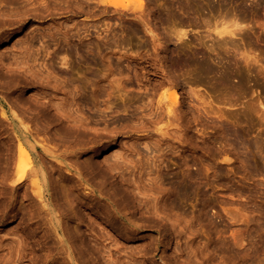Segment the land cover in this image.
<instances>
[{
  "label": "rangeland",
  "instance_id": "rangeland-1",
  "mask_svg": "<svg viewBox=\"0 0 264 264\" xmlns=\"http://www.w3.org/2000/svg\"><path fill=\"white\" fill-rule=\"evenodd\" d=\"M39 1L0 0V264H264V0ZM235 21V34L215 31ZM25 55L27 68L10 64ZM174 90L179 121L163 135L156 99ZM66 97L76 125L57 121ZM18 140L35 169L15 184ZM32 168L68 245L39 211Z\"/></svg>",
  "mask_w": 264,
  "mask_h": 264
},
{
  "label": "bare ground",
  "instance_id": "bare-ground-1",
  "mask_svg": "<svg viewBox=\"0 0 264 264\" xmlns=\"http://www.w3.org/2000/svg\"><path fill=\"white\" fill-rule=\"evenodd\" d=\"M40 1H41V0H40ZM40 1H39V2H40ZM42 1L44 2V0H42ZM45 1H46V0H45ZM102 1H103V2H106L107 4H108V3L110 4V2H111V0H102ZM143 1H144V0H136V3H137V4L134 2V3H135L134 5L137 6L138 8H141L142 6H144V5H143V4H144ZM43 2H40V3H42V5H46L47 2H45L44 4H43ZM13 3H14V2H13ZM13 3H12V4L10 3L11 5L9 4V6H11L12 8H13L12 5H14ZM33 3H34V2H32V4H33ZM40 3H39V4L37 3L38 6L40 5ZM111 3H114V4L116 5V2H111ZM15 4H17V3H15ZM32 4H31V5L28 4V5H30V7H27V6H26V7L29 8V9H31ZM37 4H33V6L35 7ZM48 4H50V3H48ZM21 5H22V4H21ZM42 5H40L39 7L41 8ZM16 6H17V5H16ZM33 6H32V7H33ZM38 6H36V7H38ZM55 6H56V5H55ZM17 7H19V6H17ZM24 7H25V5L22 6V9H23ZM26 7H25V9H26ZM52 7H53V6H52ZM52 7L50 8V9L52 10L51 15H52L53 12H54L53 9H52ZM125 7H126V6H124L123 8H125ZM12 8H11V10H9V12L7 11L8 14H9L8 16H10L9 18H11V15H14V14L12 13V10H13L14 8L16 9V7H14L13 9H12ZM42 8H43V6H42ZM48 8H49V7H47V5H46V6H45V9L48 10ZM53 8H54V7H53ZM123 8H122V9H123ZM1 9H2V8L0 7V11H1ZM25 9H24V10H25ZM34 9H35V8H34ZM36 9H37V8H36ZM43 9H44V8H43ZM43 9L40 11V9L38 8V10H39L41 13L43 12ZM45 9H44V10H45ZM122 9H121V10H122ZM2 10H3V9H2ZM17 10L19 11V9H17ZM24 10H23V11H24ZM26 10H28V9H26ZM32 10H33V8H32L31 10H28V11L30 12V11H32ZM38 10H33V11H34L33 13L36 14L35 12L38 11ZM47 10H46V12L49 13V11H47ZM54 10H56V9L54 8ZM57 10H58V8H57ZM5 11H6V9H5ZM5 11H4V12H5ZM39 11H38V12H39ZM1 12H2V11H1ZM10 12H11V14H10ZM24 12H25V11H24ZM40 12H39V13H40ZM46 12H44V13H46ZM57 12H58V11H57ZM122 12H123V11H122ZM124 12L126 13V11H124ZM133 12H134V11H133ZM15 13H18V12H15ZM19 13H21V7H20V12H19ZM22 13H23V12H22ZM41 13H40V15H41ZM48 13H47V15H48ZM125 13H124V14H125ZM135 13H137V12L135 11L134 14H135ZM1 14H3V13H1ZM6 14H7V13H6ZM28 14H29V13H28ZM120 14H121V13H120ZM122 14H123V13H122ZM137 14H138V13H137ZM3 15H4V14H3ZM17 15H18V14H17ZM20 15H21V14H19V17H20ZM22 15H23V14H22ZM36 15H38V14H36ZM40 15H39V16H40ZM42 15H43V13H42ZM44 15H46V14H44ZM0 16H2V15H0ZM5 16H6V15H5ZM5 16H4V17H5ZM8 16H7V17H8ZM14 16H16V14H15ZM14 16H12V18H13ZM25 16H27V11H26ZM30 16H31V14H30ZM39 16H38V18H39ZM2 17H3V16H2ZM2 17H0V18H2ZM7 17H6V18H7ZM16 17H17L16 19H19L18 16H16ZM32 17H33V15H32ZM40 17H41V16H40ZM23 18H26V17H22V19H23ZM34 18H35V17H34ZM50 18H52V17H50ZM2 19H3V18H2ZM4 19H5V18H4ZM39 19H40V18H39ZM41 19H42V17H41ZM52 19H53V18H52ZM9 20H10V19H9ZM11 20H15V19L13 18V19H11ZM37 20H38V19H37ZM1 21H2V20H0V23H1ZM16 21H18V20H16ZM16 21H15V22H16ZM8 22H9V21H7V19H6V24L11 23V21H10L9 23H8ZM12 23H13V22H12ZM3 24H5V22H4ZM6 24H5V25H6ZM13 24H14V23H13ZM1 25H2V24H1ZM1 25H0V29H1ZM5 25H4V26H5ZM9 25H10V24H9ZM11 25H12V24H11ZM2 26H3V25H2ZM13 26H14V25H13ZM14 28H15V27H14ZM2 29H3V28H2ZM4 29H5V28H4ZM239 29H240V26H239L238 23L235 21V22H233L231 25H222V27H221V28H218V29H217V25H216L215 31L218 32V33L226 32V33H230V34H235V32H236L237 30H239ZM7 30H8V28H6V31H7ZM12 30H13V28H12ZM8 31H10V30H8ZM2 33H3V32H2ZM8 33H9V32H8ZM50 33H51V31H50ZM50 33H49V34H50ZM55 33H56V32H55ZM5 34H7V33H5ZM5 34H4V35H5ZM10 34H11V33H10ZM43 34H44V33H43ZM43 34H42V35H43ZM4 35H2L1 37H3ZM7 35H8V34H7ZM42 35H41V36H42ZM53 35H54V34H53ZM32 36H33V35H32ZM51 36H52V35H51ZM30 37H31V36H30ZM52 37H54V36H52ZM5 38H6V36H5ZM5 38H4V39H5ZM51 39H52V38H51ZM25 40H26V39H25ZM31 40H32V38H31ZM27 42L29 43L30 41H27ZM27 42H25V43L28 44ZM30 43H31V42H30ZM30 43H29V44H30ZM29 44H28V45H29ZM31 44H33V43H31ZM31 44H30V45H31ZM30 45H29V46H30ZM33 45H34V44H33ZM14 46H15V45H14ZM23 46H24V45H23ZM23 46H22L21 48L24 49ZM26 46H27V45H25V48L28 47V46H27V47H26ZM30 47H31V46H30ZM47 49H48V48H47ZM24 50H26V49H24ZM24 50H23V52H25ZM27 51H28V49H27ZM0 52H1V51H0ZM33 52H34V51H33ZM33 52H32V55H33ZM23 54H24V53H23ZM21 56H22V55H21ZM35 56H36V55H35ZM3 57H4V56H3ZM13 57H14V58H13ZM13 57H12V58L14 59V61H11L10 64H11L12 62H13V63L15 62L16 65H18V64L21 65V64L19 63V62L21 61L22 65L26 66V64H27L26 68L29 66L28 63H26V62H27L26 60L28 59V56H27V59H26V55L24 56V57H25V60H24V59L18 60L17 57H16V59H15V56H13ZM64 57H65V56H64ZM20 58H21V57H20ZM20 58H19V59H20ZM22 58H23V56H22ZM30 58H31V57H30ZM30 58H29V59H30ZM34 58H35V57H34ZM32 59H33V58H32ZM8 60H9V59H8ZM30 63H31V62H30ZM10 64H9V66H10ZM15 64H14V65H15ZM4 65L6 66L7 64H4ZM7 66H8V65H7ZM11 66L13 67V64H12ZM11 66H10V67H11ZM10 67H8V68H9V69H13V68H14V67H13V68H10ZM17 67H18V68H19V67L21 68V66H16V70L18 69ZM34 67H35V66H34ZM34 67H33V68H34ZM0 68H1V66H0ZM6 68H7V67H6ZM30 68H31V67H30ZM16 70H13V71L16 72ZM22 70H23V66H22ZM36 70H37V69H36ZM38 70H39V69H38ZM5 71H6V70H5ZM7 71H8V69H7ZM9 71H10V70H9ZM13 71H10V72H13ZM23 71H24V70H23ZM3 72H4V71H3ZM19 72H21V71H19ZM24 72H25V71H24ZM26 72H27V71H26ZM32 72H33V71H32ZM5 73H6V72H5ZM5 73H4V74H5ZM8 73H9V72H8ZM28 73H29V72H28ZM0 74H1V72H0ZM6 74H7V73H6ZM29 74H30V73H29ZM36 74H37V73H36ZM1 75H2V74H1ZM9 75H10V73H9ZM11 75L13 76V75H14V72H13V74H11ZM21 75H22V74H21ZM21 75H20V76H21ZM30 75H31V74H30ZM37 75H38V74H37ZM2 76H3V75H2ZM12 76H11V77H12ZM16 76L19 77V75H18V71H17V75H16ZM24 76H25V75H24ZM32 76H33V75H32ZM4 77H5V76H4ZM6 77H8V76H6ZM34 77H35V76H34ZM37 77H38V76H37ZM37 77H36V78H37ZM41 77H42V76H41ZM31 79H32V78H31ZM11 80H12V79H11ZM20 80H21V78H20ZM26 80H27V79H26ZM34 80H36V79L34 78ZM27 82H28V81H27ZM171 82H172V81H171ZM19 83H20V82H19ZM19 83H18V84H19ZM172 83H173V82H172ZM172 83H171V84H172ZM58 86H60V85H58ZM58 86L56 85V87H58ZM163 86H164V85H163ZM56 87H54V88H56ZM58 88H60V90L63 92V90L61 89V87H58ZM56 89H57V88H56ZM66 89H67V88H66ZM54 91H55V90H54ZM64 91H65V90H64ZM66 91H67V90H66ZM66 91H65V92H66ZM68 91H70V90H68ZM73 91H75V89H74ZM76 91H77V90H76ZM76 91H75V92H76ZM59 92H60V91H59ZM71 92H72V91H71ZM75 92H74V93H75ZM162 92H163V91H162ZM162 92L159 94L158 98L156 99V109H159L158 111H159V112L161 111L160 113L163 114V116H164V115L166 116V127H163V126H162V129H159L158 132H159V131H163V129L169 127V125H170L171 123H173L175 120H176V121H179V117L176 116V115H178V114H175V112H177L176 109H177V107H178V106L176 107V105L178 104V101H179V99H180V98L178 99V96H179V95L177 94V91L174 90V91H172V92H170V93H167V94L162 93ZM68 93H70V92H68ZM72 93H73V92H72ZM168 94H169V95H168ZM67 95H68V94H67ZM75 95H76V94H75ZM44 96H45V95H44ZM72 96H73V95H72ZM42 97H43V96H42ZM73 97H74V96H73ZM63 98H65V97H63ZM68 98H70V96H68ZM68 98L66 97V99L64 100V102H62L63 105L60 103V104L62 105V107H61V105L58 103V104L60 105V107H61V108L59 107V108H60V112H59V113L56 111V112L58 113V114H56V115L58 116V117H57V121H58L59 124H60V123H63V124H64V121H66V122H67V121L70 122V120H71V123H72V122H73L72 120H73L74 116L76 115V114H73V113H75L74 110H76V109L73 108L74 106L72 107L74 110L70 107V106L73 105V104L66 105L67 103H65V101L68 102V100H67ZM71 99H73V98H71ZM77 99H78V98H77ZM77 99L75 98V101H76V102H77ZM51 101H52V102H51ZM51 101H50V102L53 104V100H51ZM60 101H61V100H60ZM69 101H70V99H69ZM48 102H49V101H48ZM72 102L74 103V100H72ZM72 102H71V103H72ZM78 102H79V100H78ZM51 103H50V104H51ZM68 103H69V102H68ZM52 104H51V105H52ZM54 104H55V103H54ZM56 104H57V102H56ZM58 104H57V105H58ZM74 104H75V103H74ZM77 104H78V103H76L75 105H77ZM3 105H4V104H3ZM51 105H50V106H51ZM4 106H5V105H4ZM77 106H78V105H77ZM77 106H76V107H77ZM43 107H45V106H43ZM47 107H49V106L47 105ZM47 107H46V108H47ZM51 107L53 108L54 105H52ZM55 108H56V110L59 109L58 107H55ZM62 108H63V109H62ZM2 109H3V111L1 112V114L3 113L4 116L8 117V115H7V110H8V109L6 108V109H7V110H6L4 107H2ZM77 109H78V108H77ZM45 110H46V109H45ZM61 110H62L63 112H62ZM72 110H73V111H72ZM79 110H80V109H79ZM175 110H176V111H175ZM43 111H44V110H43ZM48 111H49V110H48ZM178 111H180V110H178ZM45 112H47V111H45ZM159 112H157V113H159ZM180 112H181V111H180ZM23 113H24V112H23ZM43 113H44V112H43ZM76 113H77V115H78V112H76ZM79 113H80V112H79ZM177 113H179V112H177ZM49 114H50V113H49ZM171 114H172V117H173V115H175V117H177L178 119H176V118L174 119V118H173L172 121H171V119H170ZM180 114H181V113H180ZM12 115H13V114H12ZM17 115H18V114H17ZM47 115H48V113H47ZM47 115H46V116H47ZM50 115H51V114H50ZM73 115H74V116H73ZM77 115H76V117L74 118V124H75V125H76V123H78V122H75V121H76L75 119H76V118L78 119V116H80V114H79L78 116H77ZM158 115H160V114H158ZM44 116H45V115H44ZM163 116L160 115V117L164 118ZM181 116H182V115H181ZM181 116H180V117H181ZM23 117H24V116H23ZM48 117H49V115H48ZM51 117H52V116H51ZM81 117H82V116H81ZM160 117L157 116V117L155 118V120H156V119H160L159 121H161L162 119H161ZM10 118H11V117H10ZM17 118H19V117H17ZM46 118H47V117H46ZM79 118H80V117H79ZM181 118H182V117H181ZM6 119H7V118H6ZM8 119H9V118H8ZM19 119H20V118H19ZM24 119H25V118H24ZM24 119L22 118L21 120L23 121ZM28 119H29V118H28ZM52 119H53V118H52ZM82 119H83L82 121H84V118H83V117H82ZM4 120H5V118H4ZM12 120H13V119H12ZM53 120H56L55 117H54ZM59 120H60V121H59ZM78 120H79V119H78ZM78 120H77V121H78ZM173 120H174V121H173ZM80 121H81V119H80ZM157 121H158V120H157ZM157 121H153V122H154V123H155V122L157 123ZM159 121H158V122H159ZM8 122H9V121H8ZM10 122H11V121H10ZM15 122H17V121H15ZM15 122H14V125H15ZM18 122H19V120H18ZM23 122H24V121H23ZM85 122H86V121H85ZM103 122H105V121L103 120ZM106 122H107V121H106ZM149 122H150V121H149ZM11 123H12V122H11ZM55 123H56V122H55ZM83 123H84V122H83ZM87 123H88V122H87ZM154 123H153V124H154ZM17 124H19V123H16V126H17ZM59 124H58L57 127H60ZM63 124H62V125H63ZM66 124H67V123H65L64 125H65V126H68V125H66ZM84 124H85V123H84ZM147 124H148V123H147ZM151 124H152V123H151ZM173 124H175V123H173ZM12 125H13V124H12ZM14 125H13V126H14ZM62 125H61V127H62ZM69 125H70V124H69ZM85 125H86V124H85ZM88 125H89V124H88ZM94 125H97V124H94ZM105 125H107V124L105 123ZM143 125H145V124H143ZM143 125H142V126H143ZM149 125H150V123H149ZM149 125H147V126L149 127ZM142 126H141V127H142ZM147 126H146V125L143 126V127H144V130H145V127H147ZM164 126H165V125H164ZM63 127H64V126H63ZM63 127H62V128H63ZM78 127H79V126H78ZM78 127L76 126L75 129L78 130ZM97 127H99V124L97 125ZM100 127L103 128V125H101ZM100 127H99V128H100ZM105 127H106V126H105ZM107 127H108V125H107ZM138 127H139V126H138ZM141 127H140V128H141ZM148 127H147V129H148ZM154 127H155V125H154ZM159 127H160V126H159ZM62 128H60V129H62ZM149 128H150V127H149ZM72 129H73V128H72ZM72 129H71V130H72ZM79 129H81V122H80V128H79ZM100 129H101V128H100ZM104 129H107V128H104ZM127 129H128V128H127ZM131 129H132V128H131ZM131 129H130V130H131ZM150 129H151V128H150ZM37 130H38V129H37ZM64 130H65V129H64ZM134 130H135V129H134ZM137 130H138V128H137ZM141 130H143V129L141 128ZM34 131H35V130H34ZM38 131H39V130H38ZM78 131H79V130H78ZM78 131H77V132H78ZM80 131H81V130H80ZM118 131L120 132V130H118ZM131 131H132V130H131ZM131 131H130V132H131ZM167 131H168V130H167ZM167 131L165 130V131H163V133H164V132H167ZM29 132H30V131H29ZM66 132H67V131H66ZM68 132H69V131H68ZM84 132H85V131H82V133H84ZM115 132H117V129H115ZM135 132H136V130H135ZM80 133H81V132H78V134H80ZM82 133H81V134H82ZM127 133H128V132H127ZM37 134H38V133L36 132V136H37ZM97 134H98V133H96V135H94V136H98ZM115 134H116V133H115ZM161 134H162V133H161ZM166 134H167V133H166ZM39 135H40V134H39ZM39 135H38V136H39ZM163 135H165V133H164ZM94 136H93V137H94ZM129 136H130V135H129ZM100 137H101V136H100ZM42 138H44V137H42ZM96 138H97V137H95V140H96ZM114 138H115V137H114ZM18 139H19V138H18ZM98 139H99V138H97V140H98ZM42 140H46V139H42ZM42 140H41V141H42ZM95 140H94V142H95ZM42 142H43V141H42ZM44 143H45V141H44ZM98 143H99V140H98ZM48 144H49V141H48ZM95 144H97V143H95ZM101 144H102V143H101ZM131 144H132V143H131ZM27 145H28V144H27ZM33 145H34V144H33ZM35 145H36V144H35ZM39 145H40V144H39ZM46 145H47V141H46V143H45V146H46ZM45 146H44V144H42L41 147H45ZM96 146H97V145H96ZM129 146H130V145H128L127 147H129ZM132 146H135V145H132ZM30 147L32 148L31 145H30ZM46 147H47V146H46ZM46 147H45V149H44L45 152H46L48 155H50V156L52 155V156L56 157V158L58 159L57 162H58V163H59V162H60V163H63V164L67 167V169H68L69 171H68L66 168H65V169H66L68 172H70V169H71L72 165L74 164V163H73L74 161H73V162L71 161V162H72V165H71V164H69V162L67 163V160H66V162H65V161H63L64 159H63V160L61 159V157H60V153H61V155L64 154V153L60 152V153L58 154V153H55V151H53V149H55V147H54L53 149H52L51 146H48L49 148H48V147L46 148ZM50 147H51L52 150H50ZM89 147H90V146H89ZM93 147H94V146H92V148H93ZM130 147H131V146H130ZM31 148H30V149H31ZM131 148H132V147H131ZM129 149H130V148H129ZM132 149L135 150L134 148H132ZM132 149H130V150H132ZM157 149H158V148H157ZM34 150H35V149H34ZM44 150H43V151H44ZM56 150H57V148H56ZM130 150H129V151H130ZM160 150H162V149H160ZM9 151H10V149H9ZM31 151H32V150H31ZM31 151L28 150V148L26 147V145H25L22 141L18 140V143H17V152H18L17 154H18V158L16 157L17 160H16L15 158L12 159V160H15L16 163H17L16 166H15V167H16V170H15L16 173L14 174V175L16 176V178H15V180L12 181L13 183H14V181H15V184H16V181H17V180H18V181H23L24 179L29 178V177H28V174H30V173L27 174V172L30 170L29 168H31V167H33V166L35 165V163H34V160H35V159H34V160L32 159V157H33L32 155H33V154H31ZM35 151H36V150H35ZM57 151H58V150H57ZM57 151H56V152H57ZM137 151H138V150H137ZM152 151H153V150H152ZM156 151H157V150H156ZM158 151H159V149H158ZM32 152H33V151H32ZM131 152H132V151H131ZM13 153H14V152H13ZM128 153H129V152H128ZM133 154H134V153H133ZM64 155H66V153H65ZM157 155L159 156V154H156V156H157ZM10 156L13 157V154H12V155L10 154ZM39 156H40V155H39ZM125 156H126V155H125ZM128 156H129V155H127L126 157H128ZM156 156L154 155V157H155L156 159H157V158H158V159L160 158V157H156ZM160 156H161V155H160ZM14 157H15V156H14ZM59 157H60V158H59ZM63 157H64V156H63ZM154 157H153V158H154ZM66 158H67V157H66ZM66 158H65V159H66ZM88 158H89V157H88ZM128 158H130V157H128ZM151 158H152V156H151ZM155 158H154L153 160H155ZM5 159H6V158H5ZM5 159H4V160H5ZM8 159H9V158H8ZM12 160H10V161L12 162ZM132 160H133V159H132ZM132 160H131V161H132ZM39 161H40V160H39ZM39 161L37 160V162H39ZM7 162H8V160H7ZM88 162H89V160L87 161V163H88ZM79 163H80V162H79ZM79 163L76 162V163H75V166L73 165V167H75L76 170H78L77 168H78L79 166H81V163H80V164H79ZM111 163H112V162H111ZM63 164H62V165H63ZM76 164H77L78 167L76 166ZM78 164H79V165H78ZM89 164H90V163H88V165H89ZM114 164H115V165H114ZM114 164H110V163H109V166H108V167L105 166V168H106V167L108 168L106 171H107V172H111V174H113L111 170H113V169L115 170V168H116L117 166H118L119 168H120V167L122 168V166H123L122 163L119 164V165H117L118 163H117V164L114 163ZM156 164H157V163H156ZM158 164H159V163H158ZM41 165H42V164H41ZM60 165H61V164H60ZM107 165H108V164H107ZM116 165H117V166H116ZM120 165H122V166H120ZM26 166L29 167V168H28V171L26 170ZM39 167H40V166H39ZM90 167H91V164H90ZM101 167H102V166H101ZM156 167H157V166H156ZM33 168H34V167H33ZM33 168H32V169H33ZM80 168H81V167H80ZM99 168H100V167H99ZM34 169H35V168H34ZM34 169H33V170H34ZM36 169H37V168H36ZM41 169H42V168H41ZM122 169H124V167H123ZM43 170H44V169H43ZM73 170H74V169H73ZM114 170H113V171H114ZM79 171H80V170H79ZM100 171L103 172L104 169L102 170V168H101ZM106 171H105V172H106ZM38 172H39V171H38ZM38 172H37V170H34V172H33V174H32V175H34V176L31 175V176H32V182H31L30 179H29V180H30V182H31V186L33 185V186H32V190H33L34 185H36V187L38 188V192H37L36 195H37V197L40 198V201H39V202L42 203V208H41V204L38 203V204H40V205H39V206H40V208H39L40 210H39V211H41L42 213H44V211H45V213L43 214V216H44L45 218H46V215H49V217H47V218H48V219H47V220H48L47 222L52 223L53 226H51L50 223H48V224H50V226L53 227L52 230H53V231H54V230L56 231V232L54 231V233H56L57 236L60 235V237H61L60 240H61V241H60V240H58V241H60V243L63 242V244H65V243L67 244V242L64 243L65 238H63V233H64V229H65L66 224H65V226H64V223L62 222V219H60V218L58 217L59 213H58V215H57L56 210H55V208L59 207L60 204H59V205L56 204L57 207L54 206L55 208L53 207V205H55L54 203H56L57 201H55V202H54V200L52 201V198H51L52 196H51V194L46 195V193H45L46 190H45V189H48V187L45 188V186H44V185H46V181H45V180L42 181V184L37 183L38 181H36V179H37V176H36V175H38V174H37ZM42 172H43V171H42ZM75 172H76V171H75ZM77 172H78V171H77ZM107 172H106V174H107ZM31 173H32V172H31ZM71 173H72V172H71ZM148 173H149V172H148ZM35 176H36V177H35ZM41 176H42V175H41ZM43 176H44V175H43ZM64 176H65V175H64ZM80 176H81V175H80ZM121 176H122V175H121ZM45 178H46V177H45ZM121 178L124 179V177H121ZM33 179H34V180H33ZM80 179H81V178H80ZM37 180H38V179H37ZM121 180H122V179H121ZM18 181H17V182H18ZM82 181H83V180H82ZM123 181H124V180H123ZM33 183H34V184H33ZM47 183H48V182H47ZM82 183H83V182H82ZM84 183H86V182H84ZM19 184H20V183H19ZM88 185H89V184H88ZM88 185H86V186H88ZM128 185H129V184H128ZM84 186H85V185H84ZM86 186H85V187H86ZM91 186H92V185H91ZM138 186H139V185H138ZM138 186H137V187H138ZM144 186H146V185H144ZM144 186H143L142 190L144 189ZM88 187H89V186H88ZM35 189H36V188H35ZM35 189H34V190H35ZM88 189H89V188H88ZM130 189H131V188H130ZM132 189H133V188H132ZM49 190H50V189H49ZM84 190H85V189H84ZM90 190H91V191H90ZM90 190H88V191L91 192V193H92V192L95 193V188H90ZM142 190H141V191H142ZM145 190H146V189H145ZM36 191H37V190H36ZM131 191H132V190H131ZM184 191H185V190H184ZM32 192H33V191H32ZM54 192H55V191H54ZM142 192H144V191H142ZM33 193H35V192H33ZM50 193H51V192H50ZM93 193H92V194H93ZM98 193H99V192H98ZM56 194H57V193H56ZM95 194H97V193H95ZM36 195H35V196H36ZM94 196H95V195H94ZM33 197H34V196H33ZM72 197H73V196H72ZM58 198H60V196H58ZM73 198H74V199H73ZM73 198H71L70 200L73 199L72 201L75 202V204H74L75 207L73 208V206H71V207L73 208V212H72V209H71V208H70L71 210L68 209V211H69V213L72 212L71 214H73V215H74V218H76L75 216L78 214V212H80V211L77 212V210H78V209L80 210L81 207L84 206L86 202L84 201V198H85L84 195H83V196H74ZM34 199H35V198H34ZM59 201H60V200H59ZM73 202H72V204H73ZM153 203H154V202H153ZM145 206L148 207L149 205L146 204ZM154 206H156V205H154ZM76 207H77V208H76ZM147 207H146V208H147ZM149 207H150V206H149ZM149 207H148V209H149ZM60 208H61V205H60ZM150 208H151V207H150ZM43 209H44V211H43ZM59 210H60V209H59ZM81 210H82V209H81ZM57 211H58V210H57ZM60 211L62 212V210H60ZM37 212H38V211H37ZM61 212H60V214H61ZM38 213H39V212H38ZM42 213H41V214H42ZM62 213L64 214V213H66V212H62ZM67 213H68V212H67ZM69 213H68V215H69L68 217H70V214H69ZM80 213H81V212H80ZM45 214H46V215H45ZM39 215H40V214H39ZM66 215H67V214H66ZM81 215H82V214H81ZM81 215L79 214V216H80L81 218H82V217L84 218V216H81ZM64 216H65V214H64ZM40 217H41V216H40ZM40 217H39V218H40ZM60 217H61V216H60ZM62 217H63V216H62ZM65 217H66V216H65ZM68 217H67V218H68ZM71 218H72V215H71ZM77 218H78V217H77ZM83 218H82V219H83ZM69 219H70V218H69ZM72 219H73V218H72ZM82 219H81V220H82ZM81 220H80V221H81ZM110 220H111V219H110ZM22 221H23V220H22ZM63 221H64V220H63ZM82 221H83V220H82ZM45 222H46V221H45ZM45 222H43V223H45ZM112 222H113V221H112ZM112 222H110V223H112ZM40 225H41V224H40ZM40 225H39V226H40ZM112 225H113V223H112ZM39 226H38V227H39ZM45 226H46V225H45ZM114 226H115V225H114ZM67 227H68V225H67ZM25 228L27 229V227H25ZM46 228H47V227H46ZM44 229H45V228H44ZM68 229H69V228H68ZM45 230H46V229H45ZM65 230H66V232H68L67 229H65ZM23 232H24V231H23ZM48 232H49V231H48ZM51 232H52V231H51ZM81 232H82V231H81ZM68 233H69V232H68ZM51 235H52V234H51ZM69 235H70V234H69ZM69 235H67V236H69ZM74 235H76V234H74ZM79 235H80V234H79ZM64 236H66V233H65ZM67 236H66V237H67ZM70 236H71V235H70ZM72 236H73V235H72ZM80 236H81V235H80ZM80 236H79V237H80ZM55 237H56V236H55ZM58 237H59V236H58ZM60 237H59V238H60ZM75 237H76V236H75ZM75 237H73V238H75ZM83 237H84V236H83ZM83 237H80V239L83 238ZM59 238H58V239H59ZM69 238H70V237H69ZM77 238H78V237H77ZM56 239H57V237H56ZM67 239H68V237H67ZM71 239H72V237H71ZM75 239H76V238H75ZM85 239H86V238H85ZM81 240H82V239H81ZM83 241H84V240H83ZM17 242H18V241H17ZM67 245H68V244H67ZM67 245H66V249H65V251H67L68 254H67V253H64V254H67L68 256L65 255V256H66L65 258H68V257H69V260H70V259H72V257H71L72 254H70V253H71L70 251H71L72 249L70 250V249L67 247ZM69 246H70V245H69ZM62 247H63V245H62ZM64 247H65V246H64ZM60 248H61V247H60ZM60 248H59V249H60ZM70 248H71V246H70ZM61 250H63V252H64V249H61ZM72 253H73V251H72ZM73 254H74V253H73ZM63 258H64V257H63ZM65 258H64V259H65ZM30 260H31V259H30ZM67 260H68V259H67ZM72 260H73V259H72ZM72 260H71V261H72ZM74 260H75V258H74ZM33 261H34V260H33ZM63 261H64V260H63ZM65 261H66V259H65ZM65 261H64V263H65ZM66 262H67V261H66ZM109 263L113 264L112 262H109ZM33 264H34V263H33Z\"/></svg>",
  "mask_w": 264,
  "mask_h": 264
}]
</instances>
